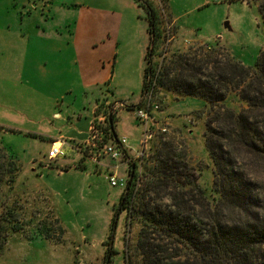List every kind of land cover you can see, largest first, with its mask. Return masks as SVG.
<instances>
[{
	"label": "rangeland",
	"instance_id": "obj_1",
	"mask_svg": "<svg viewBox=\"0 0 264 264\" xmlns=\"http://www.w3.org/2000/svg\"><path fill=\"white\" fill-rule=\"evenodd\" d=\"M144 1L156 10L160 36L152 56L154 73L147 77L148 87L141 92L146 67L142 50L146 54L150 33L148 12L135 0H0V48L6 47L8 63L12 62L7 67L12 69V76L6 81L8 76H3L4 67H0V238L4 241L0 264H106L107 241L121 196L130 188L135 170L136 192L146 187L143 175L158 166V157L171 167L184 169L186 165L195 170L215 221L232 224L256 210L251 205L238 206L232 199L229 204H220V195L213 190L216 168L203 138L208 116L204 102L157 87L156 80L174 54L200 50H217L223 67L232 57L254 67L264 52L262 0ZM88 12L97 16L99 25H109L110 37L121 43V57L114 69L108 67V58L113 54L111 44L106 66H101L103 76L113 73L117 97L111 86L95 100L94 93L67 89V85L80 83L78 77L70 75L72 68L67 65L65 51L60 67L66 68L69 77L56 84L58 97H50L43 91L47 82L29 73L22 76L15 62L21 61L26 38L35 34L37 27L57 28L64 44L77 24L90 18ZM1 49L0 56H4ZM235 89L226 83L220 91L227 96L222 105L236 112L248 109ZM86 110L90 114L85 137L72 144L67 135L71 123ZM139 111L148 112L149 121H144ZM110 117H114L116 131L127 141L129 147L123 145L126 153L110 138ZM50 129L56 139L34 137ZM215 129L220 133L217 124ZM58 140L75 151L51 160L48 151ZM105 145L121 153L118 160L104 154ZM226 148L227 158L236 162L239 171L256 180L263 196L254 205L264 210V158L258 160L246 154L239 145ZM112 176L118 182L116 186L110 183ZM155 191L157 194L151 195L154 201L161 197L158 203L172 204L170 195ZM204 203L199 196L191 201L195 209L192 221L202 218ZM261 208L258 211L262 212ZM133 215L123 210L119 217L115 234L118 254L111 264H127V245L135 248L140 225ZM130 221H134L131 226ZM134 248L131 258L134 264H141L143 256Z\"/></svg>",
	"mask_w": 264,
	"mask_h": 264
},
{
	"label": "trees",
	"instance_id": "obj_2",
	"mask_svg": "<svg viewBox=\"0 0 264 264\" xmlns=\"http://www.w3.org/2000/svg\"><path fill=\"white\" fill-rule=\"evenodd\" d=\"M135 1L147 10L149 19L150 44L145 55L143 92L148 87L147 77L154 73L152 56L160 33L153 5L144 0ZM260 11L264 20V0ZM217 55L219 53L215 49L205 53L200 50L196 53L174 54L165 63L156 86L178 96L197 98L204 102L203 110H207L208 116L203 138L216 168L213 190L220 195L221 205L229 204L232 199L238 206L243 204L246 208L251 205L250 208L256 210L248 219L243 218L244 215L239 219L241 221L232 224L215 221L213 209L207 203L206 190L199 183L200 176L195 170L186 165H183L184 169L171 167L168 161L158 157V166L149 168L148 173L143 175L146 187L136 192L135 170L130 188L125 189L121 196L107 241L106 264H111L113 256L118 254L115 234L123 210L131 211L135 222L140 225L135 248L127 245V264H134L131 258L133 248L141 252V264H264V210L254 205L260 203L257 199L263 193H259L254 178L241 173L236 162L227 158L229 151L226 150L227 146L232 148V144H235L258 160L264 158V52H261L254 67H247L234 57L228 59L223 67ZM227 82L236 87L235 91L247 103L248 109L236 112L222 105L227 96L220 91ZM216 124L220 133L215 129ZM107 128L111 140L125 152L114 117L111 122L108 121ZM34 137L44 139L41 135ZM155 189L170 195L172 204L158 203L161 197L154 201L151 195L157 194ZM198 196L205 200L202 218L192 221L195 209L191 201ZM259 208L262 212L258 211ZM133 222L130 221L129 225ZM3 244L0 238V246ZM161 254L167 255L162 257Z\"/></svg>",
	"mask_w": 264,
	"mask_h": 264
},
{
	"label": "crops",
	"instance_id": "obj_3",
	"mask_svg": "<svg viewBox=\"0 0 264 264\" xmlns=\"http://www.w3.org/2000/svg\"><path fill=\"white\" fill-rule=\"evenodd\" d=\"M24 4L27 5V9H29V3L25 2ZM88 13L90 15V18L86 20V22L84 21L86 18L82 19L74 28V30H71L72 32L68 37V41L64 44H62L59 40L60 33L57 31V28L56 30H47V28L45 27H37L36 33L34 34V31L31 33V35H28V37L26 38L27 46L25 53L22 55L21 61L15 62L19 63L20 69L18 71L19 73H21L22 76H24L26 73H29L30 76L35 75L36 78H39L43 82H47V85H44L45 90L43 91L48 92V95L50 97H58V95L55 93V89L57 87L56 84L59 81L69 77L66 68L60 67L62 58L61 53L63 51L67 52L68 54V56L66 55L68 57L67 65L72 68V73H70V75L78 77V83H80L79 86L67 85V89L80 88L81 90H85V93L89 95L90 93H94L93 98L95 100L98 99L100 95L105 94L103 92H108V88L111 86L113 96L117 97L114 91L119 90L117 86H112L113 73L111 72L110 75L103 76L101 66L104 67V63L106 62V58L109 53V47L112 45L111 51H113V57L111 56L110 58H108V67L109 69H114L117 61H119L121 57V43L118 39L114 38L113 35L112 37H110L111 31L109 30H112V28H109V25L107 26L102 22H100L101 25H99L97 22V16L92 17V12ZM103 18V14H100V19ZM5 49L6 47L1 49L2 53H5V55L0 56V67H4L3 76H5V74L6 76H8L5 78L6 81L12 76V69L8 70L7 68L11 67L10 64L12 62L8 63L9 59L7 57ZM142 53V56L146 55L144 54V48L142 50ZM64 73H66L67 75L64 78H61ZM94 74H96V76ZM102 77L104 78L102 79ZM103 85H105L104 89ZM194 111L196 110H191V112ZM86 112L87 113H83V115L78 118L77 122L73 121L71 123V125H74L75 127L72 128L71 126L67 135L69 136V142L72 141V144L74 142H78L79 140L85 137V132L88 128L90 114L89 110H86ZM47 131L49 132V130ZM51 131L52 130L50 129L49 133H41L38 135H42L43 137H47L50 139H56V137L54 136V134L51 133ZM117 134L118 136H120L119 139L123 138V136L120 135V132L117 131ZM55 143L63 145V148L65 147L64 149L67 152L75 151V148L69 146L65 141L58 140ZM125 147L128 148L129 146L125 145ZM69 156H71V154Z\"/></svg>",
	"mask_w": 264,
	"mask_h": 264
},
{
	"label": "built area",
	"instance_id": "obj_4",
	"mask_svg": "<svg viewBox=\"0 0 264 264\" xmlns=\"http://www.w3.org/2000/svg\"><path fill=\"white\" fill-rule=\"evenodd\" d=\"M157 108V107H156ZM138 115L144 120V121H149L147 120L149 118V113L148 112H145V111H139L138 112ZM150 119V118H149ZM148 137H146V139L144 140L146 142ZM121 144L122 145H126L127 144V141L125 138L121 139ZM57 143H54L49 151V159H57L59 158L60 156H64L66 151L65 149L63 148V145H59V146H56ZM103 152L104 154H107L109 156H111L112 158H114L115 160H118V158L120 157L121 153L119 151H117L113 146H108V145H105L103 147ZM110 183L112 186H116L117 185V180L114 176L111 177L110 179Z\"/></svg>",
	"mask_w": 264,
	"mask_h": 264
},
{
	"label": "bare ground",
	"instance_id": "obj_5",
	"mask_svg": "<svg viewBox=\"0 0 264 264\" xmlns=\"http://www.w3.org/2000/svg\"><path fill=\"white\" fill-rule=\"evenodd\" d=\"M56 146H59V143H57Z\"/></svg>",
	"mask_w": 264,
	"mask_h": 264
},
{
	"label": "water",
	"instance_id": "obj_6",
	"mask_svg": "<svg viewBox=\"0 0 264 264\" xmlns=\"http://www.w3.org/2000/svg\"><path fill=\"white\" fill-rule=\"evenodd\" d=\"M111 119H112V118L110 117V119H109L110 122H111Z\"/></svg>",
	"mask_w": 264,
	"mask_h": 264
}]
</instances>
